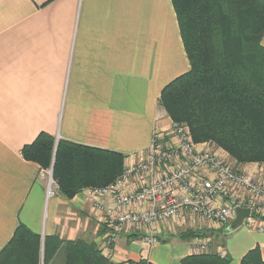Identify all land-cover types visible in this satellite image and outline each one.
Masks as SVG:
<instances>
[{
	"label": "crops",
	"instance_id": "1",
	"mask_svg": "<svg viewBox=\"0 0 264 264\" xmlns=\"http://www.w3.org/2000/svg\"><path fill=\"white\" fill-rule=\"evenodd\" d=\"M174 13L170 0H0V252L19 226L42 247L52 236L102 247L109 227L86 189L71 199L59 191L47 197L45 170L22 149L45 133L55 144L120 153L122 169L140 159L154 128L169 126L157 104L161 90L189 70ZM256 219L252 229L229 232L187 216L163 223L158 237L182 240L171 261H158L159 244L142 253L143 232L120 233L109 259L181 264L208 253L191 249L196 238L209 249L223 233L231 238L214 250L228 264L255 248L264 261V231L256 229L264 215ZM185 233L193 238L183 240ZM63 247L47 264H64Z\"/></svg>",
	"mask_w": 264,
	"mask_h": 264
},
{
	"label": "trees",
	"instance_id": "2",
	"mask_svg": "<svg viewBox=\"0 0 264 264\" xmlns=\"http://www.w3.org/2000/svg\"><path fill=\"white\" fill-rule=\"evenodd\" d=\"M170 2L190 69L161 90L158 106L171 121L187 125L192 141L223 149L236 166L264 163V0ZM22 155L42 169L53 162V180L67 199L83 188L106 186L123 171L120 153L55 144L45 133L24 146ZM62 245L64 264H117L93 243L52 236L42 247L40 237L24 226L1 250L0 264H47ZM258 251H247L239 264H264ZM181 264H228V258L198 254Z\"/></svg>",
	"mask_w": 264,
	"mask_h": 264
},
{
	"label": "built area",
	"instance_id": "3",
	"mask_svg": "<svg viewBox=\"0 0 264 264\" xmlns=\"http://www.w3.org/2000/svg\"><path fill=\"white\" fill-rule=\"evenodd\" d=\"M191 139L183 123L171 121L165 130L154 128L140 159L107 186L88 188L85 196L94 202L96 211L113 222L102 245L108 251L106 257L111 256L108 247L123 228L153 227L184 216L198 219L206 227H228L240 208L249 210L242 226L252 229L256 218L264 215V163H258L256 169L235 167L216 148ZM54 183L50 178L48 185ZM256 227L264 231V224ZM157 242L158 235L146 231L139 245L147 252ZM190 245L197 252L208 251V243L198 238Z\"/></svg>",
	"mask_w": 264,
	"mask_h": 264
},
{
	"label": "rangeland",
	"instance_id": "4",
	"mask_svg": "<svg viewBox=\"0 0 264 264\" xmlns=\"http://www.w3.org/2000/svg\"><path fill=\"white\" fill-rule=\"evenodd\" d=\"M180 34V33H179ZM181 38V37H180ZM263 45H264V38H263V43H262ZM184 49V48H183ZM189 69H190V66H189ZM189 71V70H188ZM186 75V74H185ZM165 116H166V114H165ZM169 121L171 122V120L169 119ZM169 122V123H170ZM177 123V122H176ZM179 123V122H178ZM183 124H185V123H183ZM189 129V128H188ZM191 135V134H190ZM194 142V141H193ZM195 143V142H194ZM195 144H205V143H195ZM209 144V143H208ZM209 145H211L213 148H216V152L218 153V154H220V155H222V157L221 158H223L225 161H227V162H229L230 164H232V166H235L236 167V164H235V161L229 156V154L227 153V152H225L223 149H221V148H217V147H215V146H213L212 144H209ZM199 146V145H198ZM204 146V145H203ZM202 147V146H201ZM54 158V157H53ZM52 158V159H53ZM54 160V159H53ZM257 164L258 163H250V164H245V165H243V166H246V165H249V167H248V169L249 168H255L256 169V167L255 166H257ZM252 166H254V167H252ZM239 167V166H238ZM247 169V170H248ZM45 171L44 172H46V174H45V177H46V179H47V191L48 190H50V192L52 193V194H49L50 196H48L47 194H48V192L46 193V195H47V197H51V196H53L57 191H58V185L56 184V182L54 183V184H51L50 186L48 185L49 184V179L50 178H52L53 179V177H52V170H53V162H52V165L50 166V168H48V169H44ZM107 186V185H106ZM103 187H105V186H103ZM91 188V187H90ZM97 188H100V187H97ZM86 190H85V193H86V191L88 190L87 188H85ZM84 190V189H83ZM46 197V198H47ZM85 199H86V201L91 205V208H93V209H95L94 208V202L93 201H90V200H88V198L85 196ZM102 204H105V201H103L102 202ZM103 207V206H102ZM95 212L96 213H99L100 214V218L102 219V221L105 223V224H103V226L105 225V226H108V227H110V228H112V225H113V222H112V220H109L108 219V217H105L104 215H102V213H100V212H98V211H96V209H95ZM195 218H193V220H194ZM155 225V224H154ZM160 228L162 229V225H155V226H153V227H150V226H148V227H142V228H134V227H130L129 229L128 228H123L122 229V231L121 232H119V234L120 233H123V234H129V233H131V232H133V231H136V232H143L144 234L146 233V231H151V232H153V233H155L156 231H159L160 230ZM245 227H243L242 225L241 226H239V227H237L235 230H239V229H244ZM230 230L228 229V231H226V232H229ZM234 231V230H233ZM109 232H110V229H109ZM118 234V235H119ZM108 235V232H107V234L105 235V237H104V239H103V245H104V243H105V238H106V236ZM229 238H231L230 237V235H226V234H223V233H221V234H219L218 236H217V238H216V240L215 241H213L214 242V246L213 247H209V249H208V254H210V255H217V256H219L218 254H215L216 253V249L217 248H219L220 246H222V247H224V245H225V243H226V241L225 240H227V239H229ZM198 240H200L199 238H198ZM181 239H179L178 237H176V236H170V235H168V236H159V243H157V244H159V247L160 248H163V251H161V253L158 255V256H156V258L158 259V261L159 262H161V261H163L164 259H167V260H174L175 259V256H172V253H173V249H175V243L176 244H178V243H181ZM182 244V243H181ZM217 246V247H216ZM99 250H100V252H101V254L103 255V256H105L106 255V253L108 252L106 249H105V246H102L101 248L99 247L98 248ZM102 249L104 250V253H103V251H102ZM108 249L110 250V251H112V247H108ZM215 249V250H214ZM220 249V248H219ZM147 252H149V251H147ZM147 252H145V250L144 249H142V253L144 254V255H146V253ZM111 253V252H110ZM207 254V253H206ZM205 254V255H206ZM106 257V256H105ZM111 257V256H110ZM110 257H107V258H110ZM150 258H154V256H152V257H150ZM150 264V263H149ZM159 264V263H158Z\"/></svg>",
	"mask_w": 264,
	"mask_h": 264
},
{
	"label": "water",
	"instance_id": "5",
	"mask_svg": "<svg viewBox=\"0 0 264 264\" xmlns=\"http://www.w3.org/2000/svg\"><path fill=\"white\" fill-rule=\"evenodd\" d=\"M249 210L248 209H236V217L229 225V230L231 231L235 230L237 227L242 225L243 220L248 217Z\"/></svg>",
	"mask_w": 264,
	"mask_h": 264
}]
</instances>
